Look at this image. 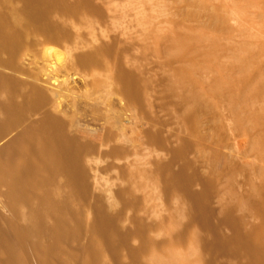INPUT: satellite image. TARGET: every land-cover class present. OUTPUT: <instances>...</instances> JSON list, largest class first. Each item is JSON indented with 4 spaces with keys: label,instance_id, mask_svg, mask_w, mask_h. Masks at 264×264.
I'll list each match as a JSON object with an SVG mask.
<instances>
[{
    "label": "rangeland",
    "instance_id": "1",
    "mask_svg": "<svg viewBox=\"0 0 264 264\" xmlns=\"http://www.w3.org/2000/svg\"><path fill=\"white\" fill-rule=\"evenodd\" d=\"M65 1L75 5L51 7L45 25L19 26L13 54H0V71L23 92L42 96L0 144L43 115L53 117L84 145L85 193L76 206L85 221L103 210L130 246L145 241L139 254L145 264L170 255L183 258L178 264H245L244 254L209 256L195 221L181 238L173 236L185 221L186 200L167 181L183 166L191 189L206 190L214 219L229 205L239 232L264 242L263 212L247 204L264 187V123L254 117L264 92L253 91L264 77V0ZM17 4L0 0L11 14ZM245 51L251 52L241 69L233 57ZM79 54H93L96 62L71 64ZM62 73L73 91L53 86ZM122 73L133 79L136 95L123 87ZM191 88L200 105L189 115L191 101L181 95ZM30 263L38 264L33 254ZM99 263H114L108 250Z\"/></svg>",
    "mask_w": 264,
    "mask_h": 264
},
{
    "label": "bare ground",
    "instance_id": "2",
    "mask_svg": "<svg viewBox=\"0 0 264 264\" xmlns=\"http://www.w3.org/2000/svg\"><path fill=\"white\" fill-rule=\"evenodd\" d=\"M17 1L13 14L0 6V54L7 52V57L13 54L18 43L19 26L26 23L45 25L48 10L66 2ZM67 4L70 7L75 5L74 2ZM45 31L52 36L57 34L50 27ZM250 52L233 57L241 69L247 63L246 54ZM77 62L90 65L96 59L93 54H79L71 64ZM55 78V89L57 87L66 93L74 90L66 73ZM121 82L128 93L136 95L134 81L129 74L122 73ZM260 90L264 92V77L258 79L253 87L254 92ZM181 97L190 99L187 112L194 114L200 105L196 91L191 88ZM41 101L39 93L23 92L12 76L0 71V138L37 108ZM254 117L257 123H264V107ZM83 149V143L66 133L60 121L45 115L0 144V187H3L2 194L10 210L8 215L0 214V264H31V254L36 256L38 264H70L72 257L78 259V264H100L103 250L111 253L113 264H145L139 260L145 241L130 246L128 234L119 232L111 216L103 210L95 209L85 221L77 208L76 200L85 193L80 161ZM178 152L175 150L173 155L177 156ZM185 171L180 166L167 181L179 187L186 200L182 211L185 221L172 230L173 236L181 238L185 225L195 221L202 226L203 244L209 256L244 254L245 264H259L264 256L263 240H253L249 233L239 232L238 219L229 205H225L220 216L214 219L206 190L191 189L190 174ZM247 204L262 210L264 222L263 186L257 187V198L248 200ZM222 225L229 226L230 231L223 232ZM134 233H141L139 226ZM122 253L126 255L124 260L120 258ZM152 261L154 264H178L183 258L170 255L166 260L157 257Z\"/></svg>",
    "mask_w": 264,
    "mask_h": 264
}]
</instances>
